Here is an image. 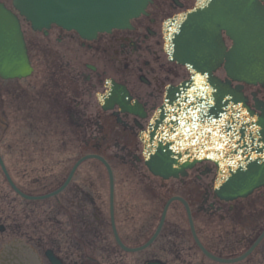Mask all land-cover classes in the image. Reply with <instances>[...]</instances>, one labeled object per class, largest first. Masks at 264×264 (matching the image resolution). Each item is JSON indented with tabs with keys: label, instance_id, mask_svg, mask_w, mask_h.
<instances>
[{
	"label": "water",
	"instance_id": "95a60500",
	"mask_svg": "<svg viewBox=\"0 0 264 264\" xmlns=\"http://www.w3.org/2000/svg\"><path fill=\"white\" fill-rule=\"evenodd\" d=\"M205 1H201L195 12L166 26L172 59L186 65L193 78L169 94L160 119H156L150 130L145 156L149 170L163 179L185 176L196 161L214 160L227 183L219 182L218 194L234 199L264 185V110L262 117L254 115L246 107L240 91L213 78V72L225 56L214 50L218 46L213 45L209 34L212 29L216 34L221 30L230 31L241 23L260 26L261 21L253 20L255 16L251 22L245 20L253 0L247 5L246 0L208 5ZM146 2L14 0V6L35 30L56 24L89 37L137 16ZM237 13L242 21H236ZM30 73L18 19L0 5V74L4 79H13L28 77ZM78 166L54 195L67 187ZM48 256L53 264H59L51 254Z\"/></svg>",
	"mask_w": 264,
	"mask_h": 264
},
{
	"label": "flooded vegetation",
	"instance_id": "af4514ba",
	"mask_svg": "<svg viewBox=\"0 0 264 264\" xmlns=\"http://www.w3.org/2000/svg\"><path fill=\"white\" fill-rule=\"evenodd\" d=\"M195 3L196 0H152L147 15L132 21V29L102 34L92 42L82 41L57 28L47 36L36 35L26 30L24 24L28 53L35 69L33 79L41 74L59 88L54 96L68 106V114L78 125L85 151L111 155L127 165L141 164L140 132L162 103L167 88L177 86L187 77L186 70L171 63L164 52L163 25L193 9ZM261 4L264 6V1ZM222 35L228 44L226 34ZM223 74L222 70L218 72L221 78ZM37 79L26 88L15 87L14 92L33 90ZM110 81L126 89L142 106L147 118L142 119L127 108L122 111L118 106L104 110L99 96L112 93L107 87ZM244 92L250 100L264 101V87H244ZM192 174V182L201 183L205 190H209L215 180V168L210 163L200 164ZM219 203L224 211L234 213L236 222L234 231L229 226L222 228L221 241H234L237 254L249 249L264 230V190L235 203ZM207 205L204 201L201 209L206 211ZM245 214L246 221L237 222L236 218ZM227 222L225 218L224 223ZM208 237L205 244L211 247V234L208 233ZM261 245L264 247V240ZM220 249L226 248L220 246ZM263 255L264 249L263 254L258 253L242 264H264Z\"/></svg>",
	"mask_w": 264,
	"mask_h": 264
},
{
	"label": "rangeland",
	"instance_id": "374dc122",
	"mask_svg": "<svg viewBox=\"0 0 264 264\" xmlns=\"http://www.w3.org/2000/svg\"><path fill=\"white\" fill-rule=\"evenodd\" d=\"M41 87V85H40ZM4 92V101L3 105L5 107L4 109V122H5V130L8 133H14L12 141L9 142V145L12 147V149H16L18 146V149L13 153L12 156L9 158V162L12 160L15 161L16 163H11L15 165L16 172L15 170H10V172L13 173L15 177H17L16 181L18 184H20V188L28 191L35 192L37 191V188L43 187L47 190L50 191L54 189L53 186L48 185L49 182H62L66 175V169L70 166L71 164V159L69 157L75 158L76 154L66 151V153H54L51 152L49 154H42V148L37 147V142L38 139L36 136L39 137L40 133L49 131L50 128H52V123L53 120L47 119V116H44L49 113L51 110L50 103L44 100L43 98L39 101H35L33 104L34 107H32L29 104H24L23 107H19V102L20 99H17L16 96H12L11 93L8 94V91L2 90ZM39 92V91H38ZM41 92V91H40ZM33 108V109H32ZM35 111V112H34ZM38 114V115H37ZM51 115V113H50ZM55 117V116H53ZM49 118V117H48ZM23 133L27 134L29 137V143L28 142H22L19 144L23 137ZM57 134V133H56ZM59 135V134H58ZM35 138V139H34ZM17 144V146H16ZM44 148V147H43ZM63 150V149H62ZM33 152V159H34V164H33V173L27 174L26 170L23 169L27 166L29 158ZM35 152V153H34ZM69 154L73 155L70 156ZM21 156L23 159V163L19 166L17 160ZM112 159L117 163V164H122L119 161L115 160L114 157ZM63 161V162H62ZM64 161H67L69 164L65 163ZM60 163L58 167H56L57 163ZM56 163V164H55ZM116 164V165H117ZM118 166V165H117ZM41 167L46 168V170H39ZM120 167V166H119ZM65 170H62V169ZM83 170L81 172L80 177H88L89 179L92 180L91 183L96 184L97 189L104 190L106 192V198L104 202V208H102V212L104 213L103 216H97L96 218H93L92 220L96 224H101L106 223L109 224L110 222V217H109V199H107V196L109 194V188L108 185L104 183V181L108 180L107 173L103 171L101 168L97 167L96 165H86L82 167ZM39 170V171H38ZM38 171L37 174L35 172ZM42 173L45 174L47 177L45 180L42 178H39V184H26L25 178H32L36 176H41L43 177ZM1 174V172H0ZM129 174V173H127ZM86 175V176H85ZM123 172L119 170L116 173V179H118V183L122 182H127V186L125 188H119L117 189V194L116 196V207L118 205V211L116 214V222H117V227L119 230L120 235L124 238H126L127 242L129 244H133L135 241V238L138 237L139 230H136V228H133V224L129 223L128 220L125 221L126 219L123 217V212H124V200L127 202L129 199H133V202L136 203L137 208L136 210L138 211L140 207L143 204H148V195L149 193L146 192L144 188H137V181L135 179H132V177H127V176H122ZM122 177H125V180L122 179ZM44 180V182L42 181ZM30 181V180H29ZM133 183V184H130ZM0 193L1 194H6L9 199H15L16 196L10 191L9 188L5 185L4 179L0 176ZM142 189V190H141ZM39 190V189H38ZM45 192V191H44ZM74 193V187H70L64 194H62L58 199L59 201L56 200H50L46 205H42L43 203H33L30 204L29 207L28 205H25V203L21 202L18 200V202H11V201H2L0 200V227L4 228V231H0V264H8V261L12 260L11 257L8 259L5 258L3 255L7 254V250L10 246H12L15 254L16 255H22V252H19L20 247L17 245H13L17 243H24L29 245V248H33V252L28 255L30 258L27 256L26 261H23L25 264H48L47 261L44 259V256L41 251H44L47 249V245L45 242L49 243V245L53 244H58L59 241V236L62 237L60 240L61 245H74L77 244L78 249L76 253L74 250H71V253H74L77 257L78 256H86L84 261H87L89 258L95 259L97 262L96 264H111L113 257L109 256L110 254L116 255L118 252V249L116 247L113 248L111 244L106 245L109 246L108 250L104 253L103 255L101 254H96L97 252L99 253L100 250L98 248L92 247L97 240H103L105 243L107 241L113 242V236H111V228L110 226L108 227V230H100L101 233L96 234L95 232L85 235L83 233H78V229L76 231L73 228H69V224L71 223V218H75V213L70 211H66L71 209L69 206L72 201H70L71 194ZM12 194V195H11ZM68 197L69 202L64 201ZM195 197L198 198L195 194ZM57 199V200H58ZM17 200V198H16ZM14 208H13V206ZM52 206V207H50ZM26 207V208H24ZM50 207V208H49ZM17 211V215L14 214V212ZM143 211V210H142ZM140 211L139 214L142 212ZM194 211L196 212V207L194 208ZM12 212V214H10ZM20 213H23L24 218H27V215L29 216L27 222L28 223V229H29V236L28 238L32 242L37 241V245L32 244L30 242L27 243V240H25V233H19L16 232V224L15 222L19 221L21 222L20 218ZM15 215L14 218L11 215ZM142 217L144 215H141ZM235 216V215H234ZM230 215H227V220L229 219ZM246 214L243 216L241 215L239 218H236L237 222L244 223L246 220L245 218ZM197 226L198 228H201V235L205 238L208 239V233L211 234V232H214L217 230L220 226L226 227L228 226L227 223L222 224L221 221H209L207 220L206 217L199 216L197 215ZM172 219V217H169V222ZM201 220H204L205 222H200ZM125 221V222H124ZM173 224H176L175 222ZM24 225V224H23ZM91 228H93V225H90ZM100 226V225H99ZM95 228V227H94ZM93 228V229H94ZM24 231H27L25 229ZM16 232V233H15ZM13 235H17L16 237L12 238ZM174 239L177 241L175 242V246L178 247L177 253L179 256H182V254H185V249H188L187 252L191 253L194 255L193 250L190 248L191 243L194 241V239L191 237V234L189 232H185L182 235H179L175 233V235H172ZM95 238V239H92ZM12 242V243H11ZM22 243V244H23ZM217 244L218 247L222 246L225 244L223 241L218 242ZM68 247V246H67ZM183 247V250H182ZM218 247H214V251L218 249ZM112 249V252L110 251ZM110 252V253H108ZM14 254V253H13ZM170 255L167 254L166 259ZM124 259H121L123 264H137L136 259L132 257L131 255H125L122 257ZM171 257H169L170 259ZM199 260V256L197 259ZM169 264H171V261H168ZM188 264H192L191 262H187ZM199 264V263H196Z\"/></svg>",
	"mask_w": 264,
	"mask_h": 264
}]
</instances>
